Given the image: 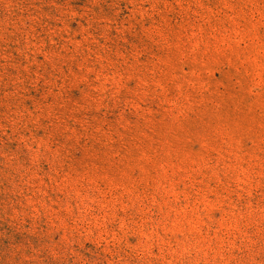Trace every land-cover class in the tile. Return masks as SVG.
I'll return each mask as SVG.
<instances>
[{
    "label": "rangeland",
    "instance_id": "1",
    "mask_svg": "<svg viewBox=\"0 0 264 264\" xmlns=\"http://www.w3.org/2000/svg\"><path fill=\"white\" fill-rule=\"evenodd\" d=\"M0 264H264V0H0Z\"/></svg>",
    "mask_w": 264,
    "mask_h": 264
}]
</instances>
